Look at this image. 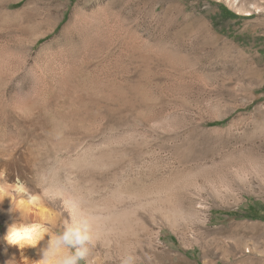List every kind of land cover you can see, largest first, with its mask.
Instances as JSON below:
<instances>
[{
	"label": "rangeland",
	"instance_id": "1",
	"mask_svg": "<svg viewBox=\"0 0 264 264\" xmlns=\"http://www.w3.org/2000/svg\"><path fill=\"white\" fill-rule=\"evenodd\" d=\"M22 1L0 0V171L41 197L26 221L87 219L80 264H264V0ZM77 9L109 34L66 41ZM9 209L0 264H28Z\"/></svg>",
	"mask_w": 264,
	"mask_h": 264
},
{
	"label": "clouds",
	"instance_id": "2",
	"mask_svg": "<svg viewBox=\"0 0 264 264\" xmlns=\"http://www.w3.org/2000/svg\"><path fill=\"white\" fill-rule=\"evenodd\" d=\"M17 196H27L26 201L23 199L16 201L18 204L36 205L41 202L39 195L28 193L19 178L15 182H9L6 179V174L0 171V204L8 199L12 205ZM9 211L11 212V208ZM47 225L46 219L31 222L24 221L22 218L13 220L7 225L2 240L8 246L35 249L47 237L44 246L39 247L37 255L40 258L36 260V264H80L81 261H87L90 246L95 243L92 225L87 219L74 220L69 217L58 233H50ZM134 260L133 256L126 255L121 259V264H134Z\"/></svg>",
	"mask_w": 264,
	"mask_h": 264
},
{
	"label": "bare ground",
	"instance_id": "3",
	"mask_svg": "<svg viewBox=\"0 0 264 264\" xmlns=\"http://www.w3.org/2000/svg\"><path fill=\"white\" fill-rule=\"evenodd\" d=\"M16 1H21V0H16ZM34 1H41V0H32L25 7H27L28 5H30ZM63 7H64V4L55 3L56 17H59L60 13L63 10ZM110 19H108L106 17L105 18L101 17L99 15L96 16V17L90 16L89 14L86 13L85 10L77 9L71 15L70 23L68 24V27L64 30L63 37L65 38L66 41L67 40L69 41L71 37H74V38L76 37V38L81 39L83 43H87V45H88V43H93V42L95 43V41L97 40V38H96V34L97 33H100L101 31H103L105 33L104 35H106V34L108 35L109 34V31L111 30V26H112L111 25L112 23L110 22ZM52 30H54V28ZM52 30H50V32ZM48 33L49 32L40 35L39 38L46 36ZM64 48H65V45H63L62 50H64ZM69 48H70V46H69ZM68 52L70 53L69 50H68ZM63 54H65V51H64ZM68 55L70 56V54H68ZM21 199L26 201L27 200V196H22V197L21 196H17L16 200L13 201L12 205H11V203H10V201L8 199H5L3 201V203L0 204V210H1L2 206H6L7 205L8 207L11 208V212L8 211L7 213H4L2 217L10 219V218H13L15 216H18L20 219L22 218L25 221L28 220V219L31 220L30 219L31 210H32L33 207H32V205L18 204L16 202V201H19ZM37 205L40 206L42 210L44 209V208H42V206L40 204H37ZM73 211H75V210H73ZM13 219H15V218H13ZM31 249L32 248H29V247H25V248L21 249V248H19V246H12L11 247V253H12L13 257H16V254L19 253L24 258V260L27 261L28 264H32V260H31V257H30ZM16 252H18V253H16Z\"/></svg>",
	"mask_w": 264,
	"mask_h": 264
},
{
	"label": "trees",
	"instance_id": "4",
	"mask_svg": "<svg viewBox=\"0 0 264 264\" xmlns=\"http://www.w3.org/2000/svg\"><path fill=\"white\" fill-rule=\"evenodd\" d=\"M24 1H25V0H24ZM24 1H22L21 3H19V5L23 4ZM59 28H60V27H59ZM59 28H58V29H59ZM220 124H223V123H216L215 126L220 125ZM223 214H224V215H227V216L237 215V213H223ZM255 218H256V219H262V217H259V216H256Z\"/></svg>",
	"mask_w": 264,
	"mask_h": 264
}]
</instances>
